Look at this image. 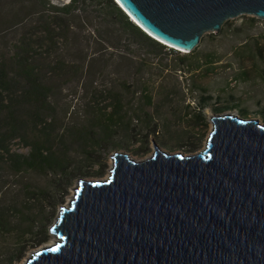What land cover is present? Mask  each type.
<instances>
[{
    "label": "water",
    "instance_id": "obj_1",
    "mask_svg": "<svg viewBox=\"0 0 264 264\" xmlns=\"http://www.w3.org/2000/svg\"><path fill=\"white\" fill-rule=\"evenodd\" d=\"M62 5L71 0H54ZM156 42L192 52L264 0H113ZM195 155L154 144L145 160L114 152L106 180L78 179L24 264H264V123L214 115Z\"/></svg>",
    "mask_w": 264,
    "mask_h": 264
},
{
    "label": "trees",
    "instance_id": "obj_2",
    "mask_svg": "<svg viewBox=\"0 0 264 264\" xmlns=\"http://www.w3.org/2000/svg\"><path fill=\"white\" fill-rule=\"evenodd\" d=\"M18 4L26 8L24 19L15 26L18 38L5 54L0 55V176L21 178V175L29 174L33 180L20 183V191L11 199L9 206L0 208V231H21L28 236L26 241L35 240L36 244H40L44 242L41 234L45 232V225L37 221V214L45 206L55 209L62 204L75 179L91 175L90 168L106 160L109 152L117 147L118 132L125 140L138 142L137 136L142 131L136 126L132 128L130 121L126 122L120 97L112 89L107 92L113 102L107 115H102L91 106L87 110L86 122L71 128L52 127L49 115V110L54 108L52 100L56 91H61L66 83L63 80L65 70L72 68L60 60L52 61V64L48 60V56L59 49L56 40L72 41L84 51L95 35L87 31V27L97 24L95 38L100 48L93 55L102 54L109 48L123 55L125 53L127 64L134 62L142 52L150 58L147 62L143 60L148 66L154 64L155 58L165 55L158 59L160 63L168 60L160 73L164 77L177 78L195 73L199 60L192 55L195 49L188 54L181 53L147 36L113 0H71L62 6L52 5L49 0H0V11L6 6L11 13L12 7ZM111 39L117 43L111 42ZM121 44H124L125 52L118 49ZM83 54L86 58L87 53ZM140 71L138 68L136 74ZM125 92L137 95L139 99L144 97L134 109L138 112L136 120L145 124L142 138L147 140L159 135L162 128L153 123L145 112L151 104L147 89L139 86L135 94L129 88ZM157 94L160 101L170 108L174 103L172 98L178 99L179 95L184 101L182 92L175 87L161 88ZM210 99L207 90L201 89L200 108L205 106L202 101ZM200 108L199 113L194 115L196 121L202 118ZM223 110L219 108L216 112ZM166 123L167 120L165 126ZM15 140L22 141L28 148L25 154L11 149ZM96 175H101V172ZM11 213V217H16L12 222L14 224L6 218V214Z\"/></svg>",
    "mask_w": 264,
    "mask_h": 264
},
{
    "label": "rangeland",
    "instance_id": "obj_3",
    "mask_svg": "<svg viewBox=\"0 0 264 264\" xmlns=\"http://www.w3.org/2000/svg\"><path fill=\"white\" fill-rule=\"evenodd\" d=\"M49 2L52 5L62 6L54 0ZM9 12L10 9L6 6H3L0 11V55L5 54L18 38L15 26L18 21L24 19L26 8L18 4L12 7L11 13ZM97 30V24L87 27V31L94 32L95 35ZM95 35L93 34V39L84 51L72 41L57 39L58 51L48 56L51 64L52 61L60 60L61 63L63 61L65 65L72 66L71 70H65L63 80L66 83L61 91H56L55 98L52 100L54 108L49 110L52 127L71 128L86 122L87 110L91 106L102 115H107L111 112L110 108L113 104L107 92L112 89L120 97L126 122L130 121L132 128L136 126L142 130L137 136L139 141L125 140L118 132L119 136L115 141L117 147L109 152L106 160L101 165L90 168L91 175L75 179L65 193L62 204L55 209L45 206L43 211L37 214V221L45 225V232L41 234L44 242L36 244L35 240L26 241L28 236H24L21 231H0V264H24L36 250L53 243L51 240L54 241L55 238L49 229L59 213L60 206L67 205L71 200L77 180H106L114 152L125 154L129 159L142 161L152 155L154 144H156L159 148L171 153L195 155L205 148L213 127L211 117L214 115L233 114L245 119H257L264 123V20L241 16L227 21L219 34H205L192 54L199 60L198 70L186 76L179 75L177 78L168 77V75L164 77L160 74L168 60L164 59L160 63L158 59L164 58L165 55L157 56L158 58L153 61L154 64L150 66L146 63L147 60L150 61V58L142 52L134 62H127V64H125V53L123 55L109 48L102 54L93 55L94 51L100 48L96 43L98 41ZM111 42L117 43L115 39H111ZM122 45L124 44L119 45L118 49H123L125 52ZM83 53H87L86 58L83 57ZM204 56L206 58L201 59ZM151 57L154 56L151 55ZM138 68L141 71L136 74ZM166 73L167 71L164 74ZM139 86L145 87L151 95V104L145 112L153 123L162 128L159 135L149 137L147 140L142 138L145 134V124L136 120L135 116L138 112L134 111L144 97L139 99L137 95L125 92V89L129 88L135 94ZM173 87L182 92L184 101L178 95V99L172 98L174 103L170 108L160 101L157 93L161 88ZM203 88L207 90L211 99L202 101L205 106L201 109V101L200 103L198 101ZM198 108L202 110V118L196 121L194 115L199 113ZM219 108L224 110L216 112ZM141 119L143 120L144 116ZM11 149L22 154L28 151L24 143L19 140L11 144ZM97 172H101V175H96ZM21 176V178L0 176V208L9 206L11 199L15 198L16 193L20 191V183L33 180L29 174ZM11 216L12 213L6 214V218L12 223L16 217Z\"/></svg>",
    "mask_w": 264,
    "mask_h": 264
},
{
    "label": "bare ground",
    "instance_id": "obj_4",
    "mask_svg": "<svg viewBox=\"0 0 264 264\" xmlns=\"http://www.w3.org/2000/svg\"><path fill=\"white\" fill-rule=\"evenodd\" d=\"M107 178H108V177H107ZM54 241H55V240H54ZM54 241L51 240V242H54ZM48 246H49V245H48ZM48 246H46V247H48ZM36 251H37V250H36ZM36 251H35V252H36Z\"/></svg>",
    "mask_w": 264,
    "mask_h": 264
},
{
    "label": "flooded vegetation",
    "instance_id": "obj_5",
    "mask_svg": "<svg viewBox=\"0 0 264 264\" xmlns=\"http://www.w3.org/2000/svg\"><path fill=\"white\" fill-rule=\"evenodd\" d=\"M156 145V144H155Z\"/></svg>",
    "mask_w": 264,
    "mask_h": 264
}]
</instances>
